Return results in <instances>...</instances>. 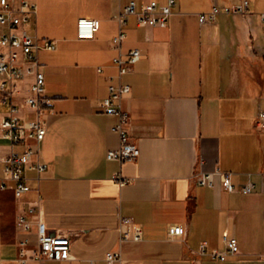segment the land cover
<instances>
[{
	"label": "crops",
	"instance_id": "1",
	"mask_svg": "<svg viewBox=\"0 0 264 264\" xmlns=\"http://www.w3.org/2000/svg\"><path fill=\"white\" fill-rule=\"evenodd\" d=\"M29 1L38 6L33 33L56 44L39 54L50 100L40 145L48 169L40 180L27 171L32 190L20 200L13 190L0 192L2 264H20L22 242L30 251L38 247L39 221L49 235L71 237L72 259L41 263L30 253L28 264H108L112 252L121 253V264H264V131L257 125L264 110V0H248L246 15L221 14L207 24L199 15L213 5L243 0H178L166 28L139 27L130 16L119 48L112 39L125 7L168 0ZM82 18L100 22L93 39L78 37ZM135 49L143 58L119 78L115 58ZM119 83L131 87L122 107L141 150L137 161L124 163L107 159L121 145L113 131L118 118L100 106ZM31 84L18 99L27 120L35 118L23 100ZM4 142L0 177L12 152ZM217 171L231 174L237 188L251 181L256 190L229 193L219 176L212 187L198 184ZM22 214L28 231L19 228ZM123 219L142 227L141 241L123 240ZM171 225L185 227L186 236L171 238ZM225 235L237 239L239 253L213 260L227 250ZM202 243L206 255L198 254Z\"/></svg>",
	"mask_w": 264,
	"mask_h": 264
},
{
	"label": "built area",
	"instance_id": "2",
	"mask_svg": "<svg viewBox=\"0 0 264 264\" xmlns=\"http://www.w3.org/2000/svg\"><path fill=\"white\" fill-rule=\"evenodd\" d=\"M177 2L178 0H168L164 6H159L157 2H151L141 7L136 2H131L118 17L121 31L112 39L113 44L119 48L126 40L127 35L123 28L126 27L130 16L137 18L139 27H168ZM249 5L248 0L228 7H220L215 4L209 13L199 15V21L201 24L213 23L221 14L246 15L249 13ZM37 17L38 6L32 1L0 0V103L1 107L7 108V112L2 114L0 121V139L8 142L12 149L10 155L2 161L0 192L13 190L18 200L32 190L26 175L27 171H35L37 179L40 180L48 169V164L42 157L40 145L47 133V127L41 119V114L50 105V100L46 95V74L39 54L42 50L54 51L56 44L53 41L40 39L33 33ZM261 21L264 23V14L261 15ZM99 29L100 22L98 20L82 18L78 21V37L80 39H93ZM262 40L264 42V33ZM142 58V51L138 49L127 54L120 51L114 60L119 70L118 77L121 78L132 72L134 65ZM101 71L99 69V72ZM110 79L112 80L113 77ZM28 80L32 81V94L23 100L24 105L29 107L34 114L33 120L23 118L22 109L24 106L18 103L22 86ZM130 92L131 87L127 85L112 84L109 86V97L100 104L105 113L118 118V123L113 126V131L119 135L121 145L118 149L108 152L107 159L110 161H119L120 163L137 161L141 156L140 147L131 141L127 130L130 121L129 113L122 107L123 96ZM257 125L264 131L263 109L258 113ZM216 176H219L223 188L229 193L241 192L247 195L256 190V185L251 181L245 186L237 188L232 182L231 174L222 171L201 175L198 178V184L212 187ZM115 180L120 183L125 182L120 174L115 175ZM35 212L34 208L29 210L30 214ZM18 224L23 231H28L31 228L25 214L18 217ZM38 227V247L30 251L27 248V242L20 243L21 250L17 261L20 264H28L30 253L33 254L35 261L41 263L47 260L70 261L72 259L71 237L69 235H49L40 221ZM122 232L125 241L138 242L143 238L142 227L134 224L130 219H123ZM186 234L187 231L182 225L169 227L171 238H182ZM224 241L227 250L211 254L213 260L225 261L228 256H235L239 253L237 239L228 238L225 235ZM198 254H207L206 243H202ZM105 260L108 264H121V253H108ZM0 264H2L1 256Z\"/></svg>",
	"mask_w": 264,
	"mask_h": 264
},
{
	"label": "rangeland",
	"instance_id": "3",
	"mask_svg": "<svg viewBox=\"0 0 264 264\" xmlns=\"http://www.w3.org/2000/svg\"><path fill=\"white\" fill-rule=\"evenodd\" d=\"M260 43L263 44L261 40H260ZM0 102H1V99H0ZM262 103H263L262 106L264 107V100L262 101ZM0 107H1V103H0ZM6 112H7V108L6 107L3 106V107L0 108V121H1V118H2V114H5ZM0 145L1 146L5 145V142L2 141L1 139H0Z\"/></svg>",
	"mask_w": 264,
	"mask_h": 264
}]
</instances>
